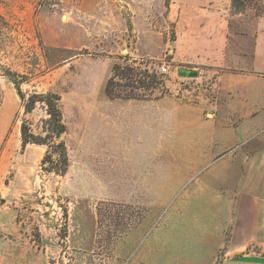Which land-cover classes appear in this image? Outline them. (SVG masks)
Returning <instances> with one entry per match:
<instances>
[{
	"label": "rangeland",
	"instance_id": "374dc122",
	"mask_svg": "<svg viewBox=\"0 0 264 264\" xmlns=\"http://www.w3.org/2000/svg\"><path fill=\"white\" fill-rule=\"evenodd\" d=\"M168 4L169 0H0V264H110L115 241L144 216L145 195L128 198L132 206L120 204V195H130L116 189L140 184L136 168L148 175L150 163L126 161L140 150L136 129L121 120L115 123V116L130 119L132 105L107 98L104 86L112 66L119 64L138 67L136 79L142 80L146 68L159 77L156 87L133 90L144 99L165 92L169 74L159 67L170 54L162 56L157 47L172 44L178 36L165 16ZM231 10L240 13L235 16L238 30L251 28L254 17L264 15V0H237ZM136 54L140 56L134 60ZM2 67L15 73L16 83ZM17 88L24 99L32 93L60 96L67 128L55 142L65 143V173L49 169L55 162H43L48 151L58 159L60 148L50 140V147L22 144L21 123L43 136L48 115L41 102L25 112ZM153 196V218L158 219L167 199ZM168 197L169 204L176 201V194Z\"/></svg>",
	"mask_w": 264,
	"mask_h": 264
},
{
	"label": "crops",
	"instance_id": "0c3cea01",
	"mask_svg": "<svg viewBox=\"0 0 264 264\" xmlns=\"http://www.w3.org/2000/svg\"><path fill=\"white\" fill-rule=\"evenodd\" d=\"M165 9L178 32L157 47L170 54L165 92L120 99L131 117L115 116L136 129L140 150L126 161L150 163V175L132 165L140 184L116 189L130 195L120 204L145 195V213L115 241L110 264H264V15L238 30L231 0ZM155 193L167 199L158 219Z\"/></svg>",
	"mask_w": 264,
	"mask_h": 264
},
{
	"label": "trees",
	"instance_id": "16d2710c",
	"mask_svg": "<svg viewBox=\"0 0 264 264\" xmlns=\"http://www.w3.org/2000/svg\"><path fill=\"white\" fill-rule=\"evenodd\" d=\"M237 0H231L232 5ZM138 67H131L129 65L121 66L119 64H114L111 68V75L105 82L104 86V94L109 99H144L145 95H139L138 93L133 92L135 88L141 87H156L157 83L159 82V77L156 76L155 73H148L147 68L143 71V78L142 80L136 79L135 76H138V73H135L134 70ZM1 70L11 79L13 82L16 83L15 73L9 69H4L3 67ZM125 80L121 82L120 80ZM147 79V81H145ZM127 80V81H126ZM139 83L135 85V83ZM129 89V91H125ZM17 93L23 100V105L25 112H29L34 108L36 102H41L45 106V111L48 117L44 121L43 131L44 135H35L31 131L28 130L26 123L22 122L20 127L21 139L22 144L25 145L26 143H38V144H46L48 147L51 145L48 143L50 140L55 147H58L59 151L57 152L58 159L53 160L52 156L55 153L50 151L47 152L46 157L43 159V162L46 160H50L51 163L55 162L53 166L60 163L63 165L62 168L58 167H49L51 171L65 173L66 166H67V152L65 143L63 140H59L55 142V138L59 137L63 133L66 132V124L63 118V113L59 106L60 96L57 93L53 92H46V93H32L26 99H24L23 94L21 93L20 89L17 88Z\"/></svg>",
	"mask_w": 264,
	"mask_h": 264
},
{
	"label": "built area",
	"instance_id": "2783aa9c",
	"mask_svg": "<svg viewBox=\"0 0 264 264\" xmlns=\"http://www.w3.org/2000/svg\"><path fill=\"white\" fill-rule=\"evenodd\" d=\"M159 70L161 73H168L169 72V65L167 62H163L160 67H159Z\"/></svg>",
	"mask_w": 264,
	"mask_h": 264
},
{
	"label": "water",
	"instance_id": "95a60500",
	"mask_svg": "<svg viewBox=\"0 0 264 264\" xmlns=\"http://www.w3.org/2000/svg\"><path fill=\"white\" fill-rule=\"evenodd\" d=\"M182 74L185 76H190V77L197 75V73L193 70H188L186 71V73H182Z\"/></svg>",
	"mask_w": 264,
	"mask_h": 264
}]
</instances>
